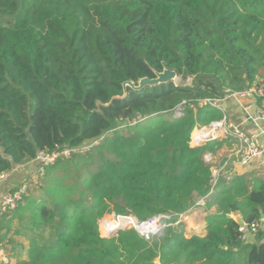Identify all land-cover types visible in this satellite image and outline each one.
Masks as SVG:
<instances>
[{
  "label": "trees",
  "instance_id": "trees-1",
  "mask_svg": "<svg viewBox=\"0 0 264 264\" xmlns=\"http://www.w3.org/2000/svg\"><path fill=\"white\" fill-rule=\"evenodd\" d=\"M165 69L191 83L124 96L125 82ZM263 70L264 0H0V174L99 143L45 166L40 203L26 195L0 226L23 215L27 264H264V241L242 240L230 216L264 222V180L223 173L213 185L205 154L225 140L190 145L222 119L200 100L259 85ZM200 201L216 208L203 234L187 236L183 222L150 240L99 230L109 212L169 224Z\"/></svg>",
  "mask_w": 264,
  "mask_h": 264
},
{
  "label": "crops",
  "instance_id": "crops-1",
  "mask_svg": "<svg viewBox=\"0 0 264 264\" xmlns=\"http://www.w3.org/2000/svg\"><path fill=\"white\" fill-rule=\"evenodd\" d=\"M219 104L225 109L224 113L219 109V111H221L222 117L226 115L229 123L239 126L247 134L254 136L257 139L259 145H261L264 148V133H262L263 122L259 121L254 123L251 120V116L254 115L258 107L255 95H251L247 97L242 96L238 98L227 94L219 101ZM207 131L210 132V129H207ZM222 131L223 130H220L219 134L217 133L218 134L217 139L221 141L223 140L225 141L222 142V146L218 150L217 154L216 153L206 154V155H211L213 157V161L215 163L214 164L215 166L212 165L213 169H215L216 166H221L226 161H228L227 163H229L228 164L230 166L229 168H231L233 171L232 173L233 178L242 176L249 178L251 181L264 180V153L259 157L252 158L247 165H240L237 157L234 156L235 151L238 149L241 143L240 139L236 137H229V138L221 137ZM202 132L194 133L191 138V143L196 144L197 141L195 140V136L198 133H202ZM37 173H38V164L36 161H31L26 165H23L22 167L18 168L5 181H3L2 183L0 182V203L2 201L3 196L7 192L13 191L18 187H20L22 184L30 182L31 179H33L34 176L37 175ZM224 173L227 174L228 171ZM215 213H216L215 207H213L211 210H208L205 206V202L204 201L200 202V204L196 205L189 211L185 221H183L185 231L191 235L194 233H201V234L205 233L206 217L208 215H214ZM12 216H14V214L13 215L7 214L5 216L0 215V225H2V223L5 225V223L8 222V220ZM230 216L233 217L238 223L241 222V220H243L245 224L240 226L247 225V223L244 221L242 214L236 213V214H231ZM262 220H264V216H262ZM260 224L261 226L257 233L254 234L249 232L247 234L246 241L248 243L255 244L264 241V236L259 235L260 230L261 229L264 230V222H260ZM4 228L5 226L3 228L1 227V236H2V229ZM26 239L28 238L26 237ZM24 242L25 241H23V243ZM10 261H12L11 257H10Z\"/></svg>",
  "mask_w": 264,
  "mask_h": 264
},
{
  "label": "built area",
  "instance_id": "built-area-1",
  "mask_svg": "<svg viewBox=\"0 0 264 264\" xmlns=\"http://www.w3.org/2000/svg\"><path fill=\"white\" fill-rule=\"evenodd\" d=\"M189 81L190 80H188V82ZM227 94L234 96V97H238V98L242 97V96H244V97L251 96V95L256 96V102L258 104V107H257L254 115L251 116V120L254 123L262 121L263 122L262 133H264V82L259 84V85H254L253 87H251L247 90H244V91H240V92H234V91L228 90ZM221 99H211V98L203 99V100H200V105H202V106L210 105V106H213V107L220 109L224 113L225 109L219 104V101ZM180 110H181V108L178 109V111H180ZM203 127L196 128L194 133L202 132L204 129H210V130H212V132L209 134V136L214 138V139H217L219 131L223 130L221 137H224V138L236 137V138L240 139L241 143H240L238 149L234 153V156L237 157L240 165H247L252 158L259 157L264 153V148L261 145H259V143L257 142V139L254 136L247 134L239 126H236V125L229 123L226 115H224L222 117V119L217 120V121H212L209 125L203 126ZM201 136L202 135L199 134L196 137L199 138ZM93 144L83 145V146L78 147V148H67L62 152H55L52 154H49V153H46L43 151L40 152L38 157H37V161L39 160L41 163V166L38 169V172L40 169L44 168L45 166L52 164L54 161H56L61 156H70L72 154V152H74V151L76 152V151L82 150L84 148L91 149L93 147ZM196 145H198V143H196ZM206 160H208V155H206ZM228 164L229 163H226L225 165L220 166L219 168L213 169L214 185L217 183L220 176L226 171H228V173L226 174V178L227 179L232 178L233 171L231 168H229L230 166ZM227 168H229V169H227ZM11 174H12L11 172H4V173L0 174V182L2 183L3 181H5ZM28 190H29V187H28L27 183H24L20 187H18L17 189L7 192L3 196L2 201L0 203V215H4V214L7 215L11 210L16 209L18 207V205H20V203L24 200V198L28 194ZM200 202H202V201H200ZM189 211L181 213L179 215L178 220L176 222H174V223H176L175 225L180 224L181 222L185 221ZM162 217L154 216V217L150 218L149 220L144 221L139 226V231L138 230L137 231L146 240H150L151 237L153 235H155L156 233H158L163 227H166L169 225H174V223H169V224H167V223L163 224L162 222L160 223V219ZM126 220L128 221V223H133L134 225H137L138 220H136L134 218L128 217V218H126ZM133 220H135V221H133ZM260 226H261L260 222H257V221H255L249 225L247 224L245 226H240V231L242 233L241 234L242 240L246 241L247 234L249 232L254 233V234L257 233L258 230L260 229ZM109 233L110 232H108V234ZM0 235H1V227H0ZM9 261H10V258L7 257L6 249L0 242V264H7Z\"/></svg>",
  "mask_w": 264,
  "mask_h": 264
},
{
  "label": "rangeland",
  "instance_id": "rangeland-1",
  "mask_svg": "<svg viewBox=\"0 0 264 264\" xmlns=\"http://www.w3.org/2000/svg\"><path fill=\"white\" fill-rule=\"evenodd\" d=\"M262 75H264V70L262 72ZM262 80L264 81V77L262 78ZM174 81H175L176 84H182L184 82H188V80L187 81H183L179 76ZM263 81H262V83H263ZM188 83H191V81H189ZM98 144H99L98 142H95L93 144V146L98 145ZM190 145L193 146V147L197 146L196 144H193L191 142H190ZM90 150L91 149L84 148L82 150H78L76 152L75 151L72 152V154L70 156H63V158H73L74 154H77L76 156L85 157L88 154L87 152L90 151ZM206 161L209 162L211 165L215 164L214 161H213V157L211 155H208V160H206ZM54 162H56V161H54ZM227 162L228 161H226L223 165H225ZM74 165L72 167H74ZM223 165H221V166H223ZM219 167L220 166H216V168H219ZM65 169H66L65 167H61V169L56 172V176H59V177L64 176L67 173L65 171ZM45 174H46V168L44 167V168L39 170V172L37 173L36 176H34V178L31 180L32 182H28L27 183V185L29 187L27 196L28 197L32 196V198L37 199L38 201L37 200L36 201L38 203H40V201L42 200L41 198L45 196V192L43 191V187H44V185H46V183L48 181V177L44 176ZM67 174H68V176H67L66 179H69L68 183H73L74 180H75L76 172H73V173L68 172ZM213 185H214V181H213ZM26 197L20 203L21 206L26 204ZM15 210L16 209L11 210L8 213V215L9 214L13 215ZM5 215L6 214H4L2 216H5ZM130 216H132V215H118V214L113 213V212L106 213L103 216V218L100 220V222H99V230L101 232V235L103 237H108V232L112 231L110 226L108 225V223L111 220H114L115 222L119 223L121 219H126V218H128ZM158 217H162L160 219V223L162 222L163 224H166V220L165 219L169 218L168 215H158ZM22 218H23V215H20V217L17 216L16 218H14L11 221L12 224L10 226H7L6 228L2 229V236L0 235V242L6 249L7 257L8 258H10V257L12 258V261H9L7 264H27L28 260H29L30 242H29L28 239H26L27 228L25 226L26 224L21 222ZM134 218L136 219L137 217L134 216ZM105 220H106V227L108 228V230L105 229V226H103V223H104ZM136 220H138L137 221V225H134L133 223H129V224L127 223V224L124 225V227L127 228V229L135 228V229H137L139 231V226L141 225V223H143L144 221H147V220H143L142 221L139 218H137ZM175 224L176 223H174V225ZM121 229H123V228H120V230ZM14 230H15V233H14ZM185 233L188 236H191V234H189L188 232L185 231ZM23 241H25V242L23 243Z\"/></svg>",
  "mask_w": 264,
  "mask_h": 264
},
{
  "label": "water",
  "instance_id": "water-1",
  "mask_svg": "<svg viewBox=\"0 0 264 264\" xmlns=\"http://www.w3.org/2000/svg\"><path fill=\"white\" fill-rule=\"evenodd\" d=\"M178 78V74L176 71L171 70V69H165L163 72H156V77L154 78H150V77H144L142 78L139 83H135L133 81H127L123 84L124 86V96H126L127 94V87H131L134 90H142L144 88H146L147 86H154V85H158V84H162V83H169L171 81L175 82L174 80ZM204 128V127H203ZM214 138L208 136H201L198 138L197 143L198 145H202L207 141H210ZM264 216V214L262 215ZM129 218H134V216H130ZM135 219V218H134ZM137 219V218H136ZM245 223L243 222V220H241V222H239V225H244ZM123 229H127L125 227H123ZM118 230H112L109 234L108 237H113L118 233Z\"/></svg>",
  "mask_w": 264,
  "mask_h": 264
},
{
  "label": "bare ground",
  "instance_id": "bare-ground-1",
  "mask_svg": "<svg viewBox=\"0 0 264 264\" xmlns=\"http://www.w3.org/2000/svg\"><path fill=\"white\" fill-rule=\"evenodd\" d=\"M211 132H212V130H210V132H208L207 129H204L202 133H198L197 135L200 134V135H202V137H203V136H208V134H210ZM197 135H196V136H197ZM196 136H195V137H196ZM195 140L197 141V140H198V137H196ZM133 221H135V220H133ZM127 223H128V221H127L126 219H121L119 223H118V222H115L114 220H111V221L108 223V225L110 226L111 230H117V229L123 228L124 225L127 224ZM128 224H129V223H128ZM107 229H108V228H107ZM121 230H123V229H121ZM119 231H120V230H118V232H119ZM109 232H111V231H109Z\"/></svg>",
  "mask_w": 264,
  "mask_h": 264
}]
</instances>
